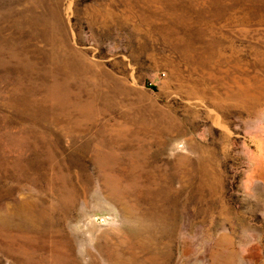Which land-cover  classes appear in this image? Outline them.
Instances as JSON below:
<instances>
[{
	"label": "rangeland",
	"instance_id": "obj_1",
	"mask_svg": "<svg viewBox=\"0 0 264 264\" xmlns=\"http://www.w3.org/2000/svg\"><path fill=\"white\" fill-rule=\"evenodd\" d=\"M0 264H264V0H0Z\"/></svg>",
	"mask_w": 264,
	"mask_h": 264
},
{
	"label": "bare ground",
	"instance_id": "obj_2",
	"mask_svg": "<svg viewBox=\"0 0 264 264\" xmlns=\"http://www.w3.org/2000/svg\"><path fill=\"white\" fill-rule=\"evenodd\" d=\"M153 224V223H152Z\"/></svg>",
	"mask_w": 264,
	"mask_h": 264
}]
</instances>
